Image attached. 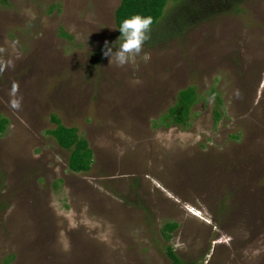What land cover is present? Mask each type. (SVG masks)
<instances>
[{"label":"rangeland","instance_id":"obj_1","mask_svg":"<svg viewBox=\"0 0 264 264\" xmlns=\"http://www.w3.org/2000/svg\"><path fill=\"white\" fill-rule=\"evenodd\" d=\"M120 2L0 0V264H172L168 246L264 264V0L148 39L122 68L104 56ZM189 86L188 124L162 123ZM52 114L88 140L89 172L69 170Z\"/></svg>","mask_w":264,"mask_h":264},{"label":"trees","instance_id":"obj_2","mask_svg":"<svg viewBox=\"0 0 264 264\" xmlns=\"http://www.w3.org/2000/svg\"><path fill=\"white\" fill-rule=\"evenodd\" d=\"M246 0H121L115 11L117 29L122 21L135 14L153 18L151 29L153 31L149 41L152 44L168 41L183 35L186 30L198 26L203 22L213 20L219 14H230L240 11L239 5ZM2 4H8V0H1ZM169 3L174 6L170 12H166ZM118 33L121 35L120 31ZM63 37L71 38L65 31L61 32ZM215 123L218 124L222 114L220 107L222 98L216 95ZM196 87L189 86L178 94L177 103L171 107L161 122L167 125L186 126L191 116L193 106L198 102ZM51 122L55 128L48 131L57 144L64 150L69 151L68 166L74 173H87L92 169L94 163V152L88 140L80 135L77 127H68L62 123L61 118L51 115ZM9 127V119L0 115V136L6 133ZM179 228L177 222L166 223L163 227V236L166 241L172 239V234ZM167 256L172 264H197L185 262L174 251L172 246L167 247ZM10 258L2 264H8Z\"/></svg>","mask_w":264,"mask_h":264},{"label":"clouds","instance_id":"obj_3","mask_svg":"<svg viewBox=\"0 0 264 264\" xmlns=\"http://www.w3.org/2000/svg\"><path fill=\"white\" fill-rule=\"evenodd\" d=\"M153 18L135 14L122 21L118 30L121 36L114 45L105 42L104 56L110 57V64L116 67H125L132 63L137 57H141L145 42L150 39ZM116 49L115 51L113 49ZM143 59L148 57L143 55ZM15 89V85L13 86ZM12 106L18 108L19 102L12 101Z\"/></svg>","mask_w":264,"mask_h":264}]
</instances>
